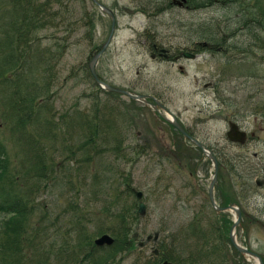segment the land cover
Listing matches in <instances>:
<instances>
[{
  "label": "rangeland",
  "instance_id": "1",
  "mask_svg": "<svg viewBox=\"0 0 264 264\" xmlns=\"http://www.w3.org/2000/svg\"><path fill=\"white\" fill-rule=\"evenodd\" d=\"M97 1L116 17L112 39L96 63L97 75L109 85L157 98L192 137L217 156L216 201L237 202L241 221L236 240L258 254L264 264V50L257 47L247 56L236 49L192 51L203 25L215 33L234 22L230 5L194 8L180 0ZM237 1L246 3L245 7L253 4L252 0ZM260 2L264 7V0ZM62 5L67 13L56 18L57 29L37 33L39 74L46 66L45 49L54 43L52 38L68 37L65 51L56 62L51 61L49 78L38 80V88H44L40 100L46 103L49 97L47 103L56 117L87 112L98 105L115 122L121 150L104 147L99 155L92 150L89 160L81 152L73 162L72 155L66 159L68 153L60 150L65 146L77 152L79 135L64 146L59 145L58 136L56 149H48L46 160L52 156L64 166L56 167L51 179L37 189L36 210L30 217L37 237L23 251V264L47 257L48 250L53 252L65 238L67 242L72 239L76 229L85 227L86 233L94 235L101 228L109 234L116 230L111 217L114 210L134 209L140 202L145 213L137 214L126 248L111 264H146L162 244L169 250L171 236L177 245L171 254L187 259L194 251L190 222L199 215L203 229L213 223L207 202L212 164L151 108L122 95H107L94 86L85 68L106 41L110 18L91 0H63ZM258 34L263 40L264 33ZM247 38L237 32L228 43L242 46ZM184 53L195 56L186 59ZM237 133L240 139L232 140ZM0 140L8 169L22 179L24 157L1 115ZM234 216L232 212L224 216L228 226ZM77 217L82 225H77ZM2 219L0 215V223ZM240 264L257 263L245 258Z\"/></svg>",
  "mask_w": 264,
  "mask_h": 264
},
{
  "label": "trees",
  "instance_id": "2",
  "mask_svg": "<svg viewBox=\"0 0 264 264\" xmlns=\"http://www.w3.org/2000/svg\"><path fill=\"white\" fill-rule=\"evenodd\" d=\"M204 1L212 0H189L196 6L204 4ZM253 1L254 5L250 7H245L246 3L243 2H238L237 6L230 4L234 22L226 25L224 29L225 35L234 36L238 31L251 38L253 36V41L247 38L248 44L232 46L231 49L238 48L241 54L249 53L255 45L264 48V44L260 46L257 43L258 33H264V7L261 0ZM62 3L63 0H0V115L7 129L12 135L15 134L20 153L24 157L21 160L24 166L20 179L8 169L6 148L0 140V215L3 218L0 223V264H23L26 258L23 251L26 247L29 248L37 237L34 224L30 226V217L36 210L37 189L42 182L51 179L56 167L64 166V162L55 163L52 156L46 160L48 149H56L58 136L59 145L64 146L65 141L79 135L81 143L76 146L77 152H72L70 147L62 148V152L68 153L66 159L72 155L73 162L77 153L84 152L83 158L89 160L92 150L96 151V155H99L98 152L104 147H112L117 153L121 150V140H116L115 122L105 116L98 105L87 112L74 111L56 117L47 103L49 97L46 103L40 100L44 88H38L37 83L49 78L51 61L55 59L56 62L65 51L68 37L52 38L54 43L45 49L46 66L43 67L42 74H39V55H35L38 51L36 43L39 41L37 33L47 28L57 29L56 18L67 13L62 10ZM55 6L58 11L54 10ZM68 31L70 30L66 29V32ZM45 89L48 90L46 87ZM230 165L234 171L233 164ZM227 204L222 203L223 206ZM111 217L116 230L109 231L115 238L110 248H96L93 245V236L86 233L88 231L83 227L74 230L73 238L68 242L65 238L53 252H46L47 257L38 258L33 264L114 263L117 255L126 248L132 226L138 217L136 208L128 206L115 209ZM200 220L199 215L195 216L189 224L188 233L193 240L194 251L192 250L187 259L171 254L173 249L177 250L175 237L171 236L172 246L169 250L162 244L158 247V255L149 257L146 264H161L165 261L174 264L226 263L222 241L226 236L228 224L224 220L220 225L216 218V222L211 223V226L207 224L205 230ZM81 223L77 217V225H82ZM104 232L106 230L98 228L95 234Z\"/></svg>",
  "mask_w": 264,
  "mask_h": 264
},
{
  "label": "water",
  "instance_id": "3",
  "mask_svg": "<svg viewBox=\"0 0 264 264\" xmlns=\"http://www.w3.org/2000/svg\"><path fill=\"white\" fill-rule=\"evenodd\" d=\"M93 2L106 14L110 17L111 19V29H110V33H109V36H108V39L107 41L105 42V44L102 46L101 50L92 58L91 62L89 63V71H90V74L92 75L93 79L95 80V82L98 84V85H101V82H99L96 74H95V70H94V67H95V63L97 61V59L99 58V56L102 54V52L104 51V49L106 48V46L108 45V43L110 42V39L112 37V34L114 32V26H115V16L113 14V12L107 8H105L104 6H102L100 3H98L97 1L93 0ZM186 57H189L188 55L185 54ZM106 89L107 91L109 92H114V93H118V94H123L129 98H131L132 100H140L142 99V96H136V95H132L130 94L129 92L127 91H124L122 89H118V88H114V87H110V86H106ZM167 113H169L165 108H163ZM173 125L177 128V130L182 133L185 137H187L186 133L182 130V128L176 123L174 122ZM241 137V134L237 133L236 136L232 137L231 139L232 140H235V141H238ZM198 147L201 148L202 152L204 155H206L212 162H213V165H214V172H213V176H212V180H211V184H210V188H209V198H210V201H211V204L214 208L215 207V203H214V200H213V195H212V188L216 182V176H217V171H218V163L216 161V158L206 149L204 148L203 146H201L200 144H198L196 141L192 140ZM137 197L140 198L141 197V194H137ZM232 209L233 211L236 212V215H237V222L234 224L233 226V229L239 224V218H240V212L238 210H236L235 208L233 207H228L227 210H230ZM144 210H145V206L140 203L139 206H138V212L139 214H143L144 213ZM220 210H223V209H220ZM231 241L233 243V245L235 246V248L243 255H247L249 257H252L254 259L257 260L258 264H262V260L259 256H257L256 254L246 250V249H243V248H240L236 245V243L234 242L233 238L231 237ZM114 240L108 236V235H102L100 236L99 238H97L95 241H94V244L96 247H103V246H111L113 244ZM164 264H167V263H164Z\"/></svg>",
  "mask_w": 264,
  "mask_h": 264
},
{
  "label": "flooded vegetation",
  "instance_id": "4",
  "mask_svg": "<svg viewBox=\"0 0 264 264\" xmlns=\"http://www.w3.org/2000/svg\"><path fill=\"white\" fill-rule=\"evenodd\" d=\"M203 52L211 53L212 51L221 52L222 48L220 46H216L213 43H209L207 40L202 42Z\"/></svg>",
  "mask_w": 264,
  "mask_h": 264
}]
</instances>
